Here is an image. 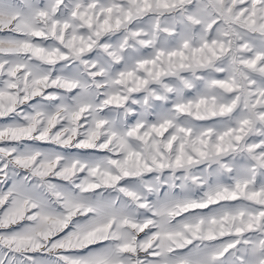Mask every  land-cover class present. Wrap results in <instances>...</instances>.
Wrapping results in <instances>:
<instances>
[{
  "label": "snow or ice",
  "instance_id": "6c2138e0",
  "mask_svg": "<svg viewBox=\"0 0 264 264\" xmlns=\"http://www.w3.org/2000/svg\"><path fill=\"white\" fill-rule=\"evenodd\" d=\"M0 264H264V0H0Z\"/></svg>",
  "mask_w": 264,
  "mask_h": 264
}]
</instances>
